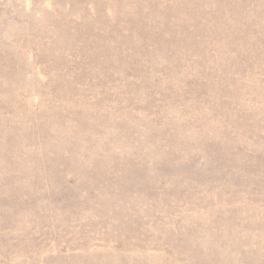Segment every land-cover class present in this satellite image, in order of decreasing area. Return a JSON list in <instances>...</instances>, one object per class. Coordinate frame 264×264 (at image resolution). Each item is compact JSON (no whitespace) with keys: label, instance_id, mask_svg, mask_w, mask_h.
Returning a JSON list of instances; mask_svg holds the SVG:
<instances>
[{"label":"rangeland","instance_id":"rangeland-1","mask_svg":"<svg viewBox=\"0 0 264 264\" xmlns=\"http://www.w3.org/2000/svg\"><path fill=\"white\" fill-rule=\"evenodd\" d=\"M0 264H264V0H0Z\"/></svg>","mask_w":264,"mask_h":264}]
</instances>
